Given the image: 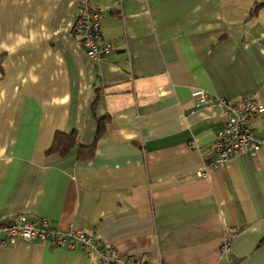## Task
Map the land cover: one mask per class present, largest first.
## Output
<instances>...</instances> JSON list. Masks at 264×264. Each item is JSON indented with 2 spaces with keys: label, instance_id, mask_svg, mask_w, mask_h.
<instances>
[{
  "label": "crops",
  "instance_id": "crops-1",
  "mask_svg": "<svg viewBox=\"0 0 264 264\" xmlns=\"http://www.w3.org/2000/svg\"><path fill=\"white\" fill-rule=\"evenodd\" d=\"M261 1L95 0L113 47L95 61L73 35L79 0H0V221L47 218L149 264H264V147L212 168L223 108L192 98L264 107ZM58 132L94 155L48 154ZM0 264L99 261L17 240Z\"/></svg>",
  "mask_w": 264,
  "mask_h": 264
},
{
  "label": "built area",
  "instance_id": "built-area-1",
  "mask_svg": "<svg viewBox=\"0 0 264 264\" xmlns=\"http://www.w3.org/2000/svg\"><path fill=\"white\" fill-rule=\"evenodd\" d=\"M94 2L95 0H79V15L73 26V35L91 59L102 61L111 54L113 47L103 40V15ZM192 98L197 107L218 104L223 108L224 124L218 131L212 147L209 163L212 168L220 169L233 158L246 153L256 156L264 147V137H258L255 129V121L264 114V107L258 103L255 96L229 101L205 90L196 89L192 92ZM17 240L50 243L69 250L80 247L88 255L95 254L99 264H149L143 257L120 255L114 247L103 245L83 229H58L52 226L47 218L32 222L26 215L19 214L14 221H0V246L6 247ZM230 242L227 237L222 245V253L225 255L230 252Z\"/></svg>",
  "mask_w": 264,
  "mask_h": 264
},
{
  "label": "trees",
  "instance_id": "trees-1",
  "mask_svg": "<svg viewBox=\"0 0 264 264\" xmlns=\"http://www.w3.org/2000/svg\"><path fill=\"white\" fill-rule=\"evenodd\" d=\"M262 9H264V0L255 4L251 16H256ZM105 121L106 117L98 118L96 141L105 131ZM95 146L96 142L90 146L81 145L78 141V135L76 132L70 134L58 132L56 133L52 146L47 153H56L65 156L74 151V149H77L79 159H90L94 155Z\"/></svg>",
  "mask_w": 264,
  "mask_h": 264
}]
</instances>
